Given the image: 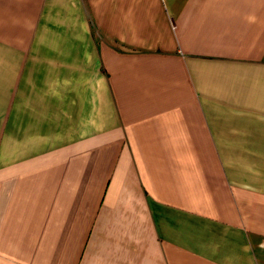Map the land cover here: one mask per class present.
Returning a JSON list of instances; mask_svg holds the SVG:
<instances>
[{
    "label": "crops",
    "instance_id": "0c3cea01",
    "mask_svg": "<svg viewBox=\"0 0 264 264\" xmlns=\"http://www.w3.org/2000/svg\"><path fill=\"white\" fill-rule=\"evenodd\" d=\"M0 264H264V0H0Z\"/></svg>",
    "mask_w": 264,
    "mask_h": 264
}]
</instances>
